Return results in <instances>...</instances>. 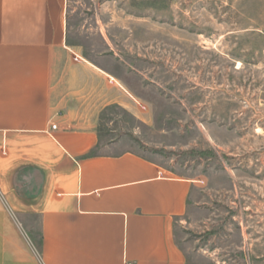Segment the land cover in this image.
Segmentation results:
<instances>
[{
	"label": "rangeland",
	"instance_id": "1",
	"mask_svg": "<svg viewBox=\"0 0 264 264\" xmlns=\"http://www.w3.org/2000/svg\"><path fill=\"white\" fill-rule=\"evenodd\" d=\"M66 11L73 107L102 140L198 189L175 229L187 259L264 264V0H67Z\"/></svg>",
	"mask_w": 264,
	"mask_h": 264
},
{
	"label": "crops",
	"instance_id": "2",
	"mask_svg": "<svg viewBox=\"0 0 264 264\" xmlns=\"http://www.w3.org/2000/svg\"><path fill=\"white\" fill-rule=\"evenodd\" d=\"M66 7L0 0V264H204L176 239L193 179L73 107Z\"/></svg>",
	"mask_w": 264,
	"mask_h": 264
},
{
	"label": "built area",
	"instance_id": "3",
	"mask_svg": "<svg viewBox=\"0 0 264 264\" xmlns=\"http://www.w3.org/2000/svg\"><path fill=\"white\" fill-rule=\"evenodd\" d=\"M56 128V124L55 123H52L51 124V129H55ZM128 264H130V263H128Z\"/></svg>",
	"mask_w": 264,
	"mask_h": 264
}]
</instances>
